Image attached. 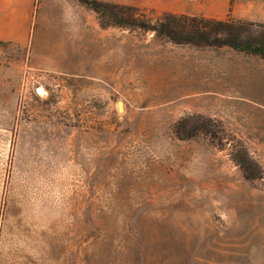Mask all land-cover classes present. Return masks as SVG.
I'll return each mask as SVG.
<instances>
[{
  "label": "rangeland",
  "instance_id": "374dc122",
  "mask_svg": "<svg viewBox=\"0 0 264 264\" xmlns=\"http://www.w3.org/2000/svg\"><path fill=\"white\" fill-rule=\"evenodd\" d=\"M90 1L0 0V13L31 10L26 44L0 41V65L27 63L33 35L73 57L71 74L24 64L16 80L0 78V264H264V199L234 161L237 140L177 134L196 115L170 91L175 52L190 45L105 27ZM95 1L151 23L231 16L237 2Z\"/></svg>",
  "mask_w": 264,
  "mask_h": 264
},
{
  "label": "crops",
  "instance_id": "0c3cea01",
  "mask_svg": "<svg viewBox=\"0 0 264 264\" xmlns=\"http://www.w3.org/2000/svg\"><path fill=\"white\" fill-rule=\"evenodd\" d=\"M243 7V8H242ZM242 8V10L240 9ZM29 12L6 8L0 13V41L24 46L30 35ZM194 16V15H192ZM198 16V15H195ZM203 17L226 20L229 9L225 7L213 15ZM231 17L237 20L264 22V0H248L246 4L236 2ZM66 34L60 32L56 39L64 41ZM43 46L33 35L30 44V59L0 65V78L16 80L17 67L49 73L71 74L72 54H66L51 43ZM176 73L170 87L178 101L182 100L186 113L204 115L218 119L225 128L236 135L247 146L250 153L264 169V59L229 47L198 48L179 46L176 50ZM161 54L167 55L168 51ZM101 63V61H100ZM195 145L198 140L193 141ZM200 147V146H199ZM226 181L228 177L226 176ZM251 185V193L264 199V179ZM264 233V226H257Z\"/></svg>",
  "mask_w": 264,
  "mask_h": 264
},
{
  "label": "trees",
  "instance_id": "16d2710c",
  "mask_svg": "<svg viewBox=\"0 0 264 264\" xmlns=\"http://www.w3.org/2000/svg\"><path fill=\"white\" fill-rule=\"evenodd\" d=\"M99 15L102 25H119L121 27L141 28L155 31L158 36L166 38L177 45H190L198 48H224L258 56L264 59V22L237 20L229 16L226 20H214L191 15L170 14L151 23L145 19L139 9L123 5H106L95 0L86 2ZM112 23H105V19ZM194 120V125H189ZM180 140L187 141L199 133L208 135L219 147H223L224 137L230 135L241 147L238 150L242 161H234L243 169L247 180L264 179L261 163L250 153L247 146L236 135L228 133L224 123L204 115H187L176 124ZM235 147V146H234Z\"/></svg>",
  "mask_w": 264,
  "mask_h": 264
},
{
  "label": "bare ground",
  "instance_id": "6f19581e",
  "mask_svg": "<svg viewBox=\"0 0 264 264\" xmlns=\"http://www.w3.org/2000/svg\"><path fill=\"white\" fill-rule=\"evenodd\" d=\"M38 93L41 94V95L44 94V92L42 90H39Z\"/></svg>",
  "mask_w": 264,
  "mask_h": 264
}]
</instances>
